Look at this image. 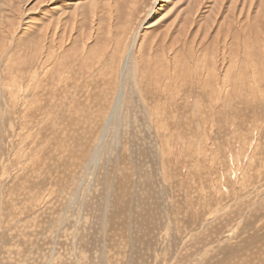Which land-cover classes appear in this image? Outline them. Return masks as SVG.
Here are the masks:
<instances>
[{"label":"rangeland","instance_id":"obj_1","mask_svg":"<svg viewBox=\"0 0 264 264\" xmlns=\"http://www.w3.org/2000/svg\"><path fill=\"white\" fill-rule=\"evenodd\" d=\"M0 264H264V0H0Z\"/></svg>","mask_w":264,"mask_h":264},{"label":"bare ground","instance_id":"obj_2","mask_svg":"<svg viewBox=\"0 0 264 264\" xmlns=\"http://www.w3.org/2000/svg\"><path fill=\"white\" fill-rule=\"evenodd\" d=\"M151 16H152V14H151ZM138 40H139V38H138ZM40 51V50H39ZM87 53V52H86ZM86 53H84V54H86ZM131 55H127V58L125 57V59H124V61H123V63H122V65H123V67H121V70H122V72H123V74L125 73V72H129V69H130V66H129V62H130V60H131V57H130ZM237 61V60H236ZM235 60H233V62L235 63L236 62ZM238 62V61H237ZM161 63V62H160ZM235 65V64H234ZM135 66V65H134ZM233 66V65H232ZM136 67H138V66H136ZM27 72H29L28 70H27ZM215 76H216V74H215ZM227 77V76H226ZM226 77H225V79H226ZM219 81V80H218ZM217 81V82H218ZM225 81V80H224ZM124 84V83H123ZM124 86V85H123ZM123 86L120 84V88H119V90H118V94L116 95V100H115V102H113V104H112V114L110 115V119H112L113 117H117V116H119L120 115V113H121V108H122V99H123V96H124V90H123ZM108 120V122H107V125H106V127H109V125H110V121L111 120ZM101 145V144H100Z\"/></svg>","mask_w":264,"mask_h":264}]
</instances>
